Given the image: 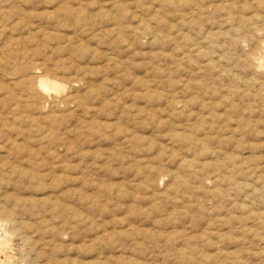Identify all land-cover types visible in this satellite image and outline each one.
Instances as JSON below:
<instances>
[{
    "label": "rangeland",
    "instance_id": "rangeland-1",
    "mask_svg": "<svg viewBox=\"0 0 264 264\" xmlns=\"http://www.w3.org/2000/svg\"><path fill=\"white\" fill-rule=\"evenodd\" d=\"M263 45L264 0H0L3 264H264Z\"/></svg>",
    "mask_w": 264,
    "mask_h": 264
},
{
    "label": "bare ground",
    "instance_id": "bare-ground-1",
    "mask_svg": "<svg viewBox=\"0 0 264 264\" xmlns=\"http://www.w3.org/2000/svg\"><path fill=\"white\" fill-rule=\"evenodd\" d=\"M261 33V32H260ZM259 34V33H258ZM264 46V45H263ZM261 47H262V45H261ZM261 57H263V56H261ZM264 59V58H263ZM257 65H258V67H261V68H264V62H261V61H259V62H257ZM256 66V65H255ZM36 67V66H35ZM257 67V68H258ZM39 68V67H38ZM41 69V68H40ZM34 70V69H33ZM25 71V70H24ZM26 71H29L28 69L26 70ZM25 71V72H26ZM29 72H31V71H29ZM39 73H40V70H39ZM25 75V74H24ZM37 75H40V74H37ZM41 75H43V73L41 74ZM45 76H47V75H45ZM31 78H32V76H30ZM33 77H35V76H33ZM38 78V77H37ZM41 78V77H40ZM33 79V78H32ZM55 79V78H54ZM30 81H31V79H30ZM60 81V80H59ZM37 83V82H36ZM39 86H40V88L41 89H43V90H45V91H48V92H50L51 90H54V91H57V90H59L60 89V91H61V88H62V85L60 84V82H57V81H54L53 79H49V78H43V79H41L40 80V84H39ZM65 88V87H64ZM38 90V89H37ZM39 91V90H38ZM53 92V91H52ZM41 93V92H40ZM77 93V92H76ZM42 94V93H41ZM50 94V93H49ZM42 95H44V94H42ZM41 95V96H42ZM54 96V95H53ZM49 97H50V95H49ZM56 97V96H55ZM69 97V96H68ZM41 99V98H40ZM42 99H44V98H42ZM47 99H48V97H47ZM55 99V98H54ZM47 102V101H46ZM3 211H5V210H3ZM3 220V219H2ZM6 220V219H5ZM10 221V220H9ZM1 222V221H0ZM3 222V221H2ZM0 223L1 224V228H0V264H3L4 262H6L7 261V254L5 253V249H7L6 248V246L9 244V240H10V238H9V232L7 231V230H5V228L4 227H2L3 226V224L4 223ZM5 222V221H4ZM5 226V225H4ZM11 232V231H10ZM24 240V239H23ZM10 246V245H9ZM33 253V252H32ZM30 254V253H29ZM35 257V256H34Z\"/></svg>",
    "mask_w": 264,
    "mask_h": 264
}]
</instances>
